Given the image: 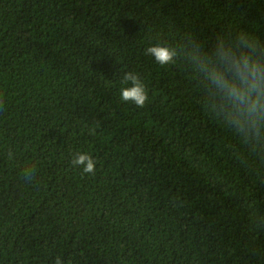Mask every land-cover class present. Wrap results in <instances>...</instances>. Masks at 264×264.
Masks as SVG:
<instances>
[{"label": "trees", "instance_id": "16d2710c", "mask_svg": "<svg viewBox=\"0 0 264 264\" xmlns=\"http://www.w3.org/2000/svg\"><path fill=\"white\" fill-rule=\"evenodd\" d=\"M241 31L264 46V0H0V264H264V133L191 60Z\"/></svg>", "mask_w": 264, "mask_h": 264}, {"label": "clouds", "instance_id": "9594fccd", "mask_svg": "<svg viewBox=\"0 0 264 264\" xmlns=\"http://www.w3.org/2000/svg\"><path fill=\"white\" fill-rule=\"evenodd\" d=\"M146 54L162 66L175 64L180 55L177 46L161 44L149 46ZM191 60L228 123L246 136L264 133V46L241 31L227 42L218 36L210 56L193 45ZM122 80L131 86L121 89V99L143 107L149 97L139 75L128 71ZM71 163L81 166L84 173L95 172L96 162L86 153L76 154ZM34 174L32 169L24 171L28 181ZM56 264L62 262L57 259Z\"/></svg>", "mask_w": 264, "mask_h": 264}]
</instances>
